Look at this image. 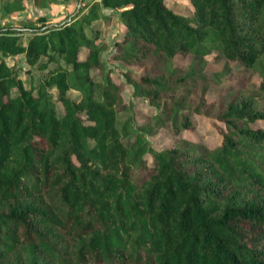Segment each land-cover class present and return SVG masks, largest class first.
Returning <instances> with one entry per match:
<instances>
[{"label":"trees","instance_id":"16d2710c","mask_svg":"<svg viewBox=\"0 0 264 264\" xmlns=\"http://www.w3.org/2000/svg\"><path fill=\"white\" fill-rule=\"evenodd\" d=\"M40 27L0 28V264H264V0H93ZM21 53L39 75L6 62ZM198 114L223 123L219 144L179 134ZM162 128L171 146L151 143Z\"/></svg>","mask_w":264,"mask_h":264},{"label":"rangeland","instance_id":"374dc122","mask_svg":"<svg viewBox=\"0 0 264 264\" xmlns=\"http://www.w3.org/2000/svg\"><path fill=\"white\" fill-rule=\"evenodd\" d=\"M1 1L0 0V28H6L11 26H17V28L24 30L21 33V38L25 41L28 36L26 27L35 26L42 27L41 25L44 21L46 24L48 23H62L65 22L74 10L76 6L73 4L65 5L61 0H50L47 8H37L35 9L31 5H27L26 8L22 11H18L13 14H4L1 9ZM167 4L173 7L176 10L180 11H188V0H166ZM30 0H26V3H29ZM83 3H90L82 0ZM81 4V6H82ZM80 6V7H81ZM113 18L106 21L105 23L102 20L99 21L98 27L99 29V38L98 42H106V47L102 52L103 60L107 66L112 71V76L115 80H126L123 70L125 68H129L131 66H127L122 64L119 61L113 60L111 55L116 50L115 40L122 36V32L124 30L123 24L119 19V13L115 10H112ZM108 14V13H107ZM40 16H44L45 20H40ZM32 24L30 25V23ZM105 23V24H104ZM40 27V29H41ZM214 54L207 55L208 58H211ZM6 62L14 66L16 68H20V72L24 74H29L27 70H34V73L39 75L40 69H36L34 67H30L28 63L25 61L24 54H17L9 57H5ZM188 58H181V64L185 63ZM233 64V63H232ZM236 65V63H234ZM137 68V67H136ZM222 84H214L210 87L208 91V97L214 98L219 93L223 92ZM133 85L126 83L123 94L126 102L130 105L131 111L134 114V117L137 121H144L147 119V110L148 103L146 101H141V98L132 94ZM70 94L75 95L76 93L70 92ZM60 109V107L58 106ZM197 121L193 128L184 129L179 134L181 136H188L194 140L202 141L209 146H215L220 143L222 137L221 126L223 123L220 121H216L212 118H209L203 114L196 115ZM263 122L257 121L255 126L262 125ZM176 138L174 133H171L167 129H160V132L157 136L151 137V143L156 147H168L171 146ZM148 159L151 161V155L148 154Z\"/></svg>","mask_w":264,"mask_h":264},{"label":"water","instance_id":"95a60500","mask_svg":"<svg viewBox=\"0 0 264 264\" xmlns=\"http://www.w3.org/2000/svg\"><path fill=\"white\" fill-rule=\"evenodd\" d=\"M81 4H82V0H78V1H77L76 9L74 10V12H73L70 16H68V18H67L66 21H68L69 19H71L72 16H75V15L79 12V9H80ZM63 23H64V22H62V23H48V24L43 25V26L41 27V29H47V28H49V27L59 26V25H61V24H63Z\"/></svg>","mask_w":264,"mask_h":264},{"label":"crops","instance_id":"0c3cea01","mask_svg":"<svg viewBox=\"0 0 264 264\" xmlns=\"http://www.w3.org/2000/svg\"><path fill=\"white\" fill-rule=\"evenodd\" d=\"M86 2H92L93 0H85ZM32 4V5H31ZM27 5L29 6V5H31V6H33L35 9H37V8H47L48 6H45V7H38V6H35L34 5V3H33V0H30V2L29 3H27ZM113 9H111V8H103L102 9V11L104 12V13H110L111 11H112Z\"/></svg>","mask_w":264,"mask_h":264}]
</instances>
